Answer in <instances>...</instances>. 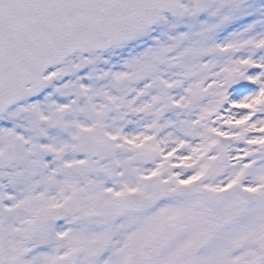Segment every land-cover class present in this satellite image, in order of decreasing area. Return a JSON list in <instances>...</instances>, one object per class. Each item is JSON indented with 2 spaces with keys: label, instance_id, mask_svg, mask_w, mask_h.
<instances>
[{
  "label": "snow or ice",
  "instance_id": "snow-or-ice-1",
  "mask_svg": "<svg viewBox=\"0 0 264 264\" xmlns=\"http://www.w3.org/2000/svg\"><path fill=\"white\" fill-rule=\"evenodd\" d=\"M0 264H264V0H0Z\"/></svg>",
  "mask_w": 264,
  "mask_h": 264
}]
</instances>
